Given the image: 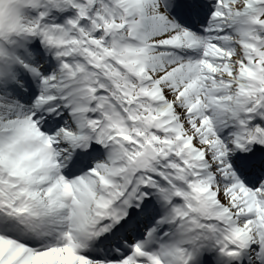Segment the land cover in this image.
<instances>
[{"label":"snow or ice","instance_id":"1","mask_svg":"<svg viewBox=\"0 0 264 264\" xmlns=\"http://www.w3.org/2000/svg\"><path fill=\"white\" fill-rule=\"evenodd\" d=\"M0 264H264V0H0Z\"/></svg>","mask_w":264,"mask_h":264}]
</instances>
